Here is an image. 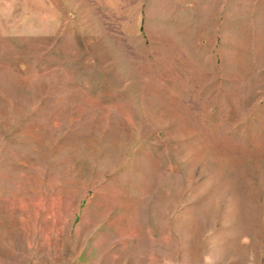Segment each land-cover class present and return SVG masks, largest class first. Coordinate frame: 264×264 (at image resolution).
Returning a JSON list of instances; mask_svg holds the SVG:
<instances>
[{
  "label": "rangeland",
  "instance_id": "obj_1",
  "mask_svg": "<svg viewBox=\"0 0 264 264\" xmlns=\"http://www.w3.org/2000/svg\"><path fill=\"white\" fill-rule=\"evenodd\" d=\"M0 264H264V0H0Z\"/></svg>",
  "mask_w": 264,
  "mask_h": 264
}]
</instances>
